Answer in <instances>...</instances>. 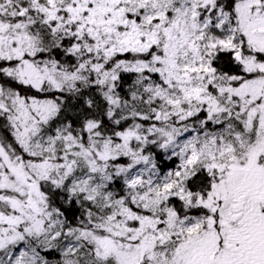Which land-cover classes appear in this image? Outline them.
<instances>
[{
    "label": "snow or ice",
    "instance_id": "1",
    "mask_svg": "<svg viewBox=\"0 0 264 264\" xmlns=\"http://www.w3.org/2000/svg\"><path fill=\"white\" fill-rule=\"evenodd\" d=\"M0 264H264V0H0Z\"/></svg>",
    "mask_w": 264,
    "mask_h": 264
}]
</instances>
